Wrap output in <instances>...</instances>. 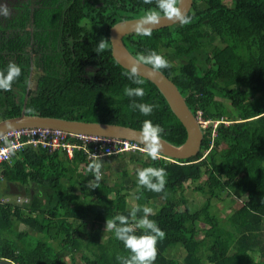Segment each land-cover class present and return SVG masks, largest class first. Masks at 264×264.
<instances>
[{"label":"trees","instance_id":"obj_1","mask_svg":"<svg viewBox=\"0 0 264 264\" xmlns=\"http://www.w3.org/2000/svg\"><path fill=\"white\" fill-rule=\"evenodd\" d=\"M0 4L11 11L0 17V71L10 62L21 68L11 91L0 90V122L26 115L141 131L143 121L151 120L164 129L162 140L175 147L186 143L187 131L158 87L142 77L143 85L133 84L112 55V27L141 19L156 8L155 0ZM188 15V25L152 31L150 37L134 33L124 45L134 58L151 51L162 55L172 67L160 72L190 111L230 124L220 123L214 138L209 127L197 156L188 160L152 161L140 153V169L166 170L161 193L138 188L137 170H124L112 182L106 176L93 188L91 160L82 150L69 159L63 151L27 147L0 164L5 192L14 197L0 201L1 258L14 264H80L79 255L83 264H119L117 256L130 253L114 232L104 238L103 231L107 219L129 216L133 191L136 206L152 208L149 219L165 232L154 264H264V0H232L230 7L224 0H193ZM104 39L108 49L98 55L93 49ZM126 86L143 87L146 95L129 98ZM132 99L159 107L144 116L130 107ZM126 154L101 158L103 166L108 169L111 158ZM11 185L26 192V203L17 204L21 195L9 194ZM187 185L204 197L202 204L187 198ZM234 198L243 205L221 220L214 201L232 204ZM21 225L40 237L19 231ZM178 248L186 254L182 261L169 255Z\"/></svg>","mask_w":264,"mask_h":264},{"label":"clouds","instance_id":"obj_2","mask_svg":"<svg viewBox=\"0 0 264 264\" xmlns=\"http://www.w3.org/2000/svg\"><path fill=\"white\" fill-rule=\"evenodd\" d=\"M144 4H151L153 0H143ZM181 0H155L156 8L149 9L143 17L136 21L134 32L138 36L150 37L153 29L160 24L162 19H167L173 23H179L181 26L192 22V17L181 10ZM11 11L6 4H0V17L8 18ZM107 39L101 40L93 49L98 55L108 49ZM140 66H150L151 71L160 72L162 69L172 67L170 62L155 51L147 55L139 54L134 58V63L124 74L127 79L135 85H143L144 79L141 78ZM21 68L10 62L6 71H0V90L11 91L13 83L20 77ZM124 94L129 98H143L146 95L143 87H125ZM130 107L138 110L142 115L149 116L159 107L156 104L137 103L132 99ZM30 111V110H29ZM230 123V122H229ZM164 129L160 125H154L151 120H144L142 129L139 133V139L144 145L143 152L145 158L152 161L160 159L163 144L161 134ZM103 163L100 156L92 154L91 163L87 166V171L92 173L94 182L89 181L93 188H97L102 179ZM137 186L151 192H164L166 185L167 172L164 168L146 167L136 172ZM166 198V193H165ZM139 199V197H137ZM143 212V216L137 218V213ZM153 209L147 206H136L130 210L129 216L117 215L113 219L106 220L105 230L114 232L115 238L121 241L129 256H117L119 264H154L157 255V243L165 238V232L162 231L154 220L149 216L153 215ZM143 230L142 235H137L136 230Z\"/></svg>","mask_w":264,"mask_h":264},{"label":"water","instance_id":"obj_3","mask_svg":"<svg viewBox=\"0 0 264 264\" xmlns=\"http://www.w3.org/2000/svg\"><path fill=\"white\" fill-rule=\"evenodd\" d=\"M193 0H181L179 7L187 15L191 11ZM135 20L123 21L112 27L110 31V41L112 44V55L114 59L126 70L130 69L134 63V57L126 49L123 39L134 34ZM179 23H173L167 19H162L153 31L172 27ZM141 77L155 84L167 99L173 112L185 127L188 138L182 147H175L161 139L163 149L161 156L168 159L188 160L197 156L203 140V132L199 126L196 115H194L186 104L185 99L179 92L177 86L162 72H153L149 66H140ZM42 127L58 129L73 134H82L86 136L118 138L132 141L139 145L142 142L139 139V130L112 124L84 123L77 121H66L55 118H46L41 116H26L12 118L0 122V135L16 129ZM10 194L26 196V192L20 190L16 185H11ZM0 264H14L8 259L0 260Z\"/></svg>","mask_w":264,"mask_h":264},{"label":"built area","instance_id":"obj_4","mask_svg":"<svg viewBox=\"0 0 264 264\" xmlns=\"http://www.w3.org/2000/svg\"><path fill=\"white\" fill-rule=\"evenodd\" d=\"M196 118L203 134L212 126L213 138L217 135L216 129L220 123L223 122L225 125L230 124L227 121L206 119L202 111L197 112ZM89 145L93 146V150ZM27 147H41L47 149L49 153L63 151L69 158H73L75 150H82L88 155L90 160H92V154L100 156L101 158L130 152L145 154L143 152L144 146L124 139L86 136L58 129L33 127L16 129L0 135V164L10 162L14 155L20 154ZM3 181L4 179L0 175V184ZM26 201L28 200L25 197H16L18 205H22ZM9 202V200H1L2 204ZM0 260L4 259L0 257Z\"/></svg>","mask_w":264,"mask_h":264},{"label":"rangeland","instance_id":"obj_5","mask_svg":"<svg viewBox=\"0 0 264 264\" xmlns=\"http://www.w3.org/2000/svg\"><path fill=\"white\" fill-rule=\"evenodd\" d=\"M224 3L226 5H228L229 7L232 5V0H224ZM31 89L34 88V83H31ZM228 105H230L229 103H227ZM230 107V106H229ZM232 108L230 107V110ZM233 112V110H231ZM235 114H237L235 112ZM228 126V125H227ZM217 132V131H216ZM131 153V152H130ZM127 156H122V157H115V158H111L109 160V165H108V169H106V166L104 165L101 169L103 175H102V179H104L106 176L108 177V179L112 182V180H117L118 178V174L125 171H128L129 173H133L135 170H139L141 168V163L138 162L139 160V156H141V154L139 153H132V155L126 154ZM103 163V162H102ZM206 179L202 180V183L205 182ZM189 185V184H188ZM185 188V194L187 196L188 199H190L191 202L195 203L196 205H200L204 202V197L197 192L193 191V185H190ZM6 186L5 183H1L0 184V201L1 200H9L12 201L13 200V196L8 195L6 192ZM133 191H131L128 195V204L132 207L136 206V200L135 197L132 193ZM10 194V193H9ZM232 200V204L229 203H224V202H219V201H214V211L219 215V217L221 218V220L225 219L226 216L228 214H230L233 209H239L242 205H243V200L242 199H231ZM232 205V206H231ZM153 212H155L153 210ZM201 226H203L204 228H206L203 224H201ZM19 231H24L27 230L31 235H34L36 237H40L39 235H36L35 232H32L30 230H28L27 228H25L24 225H21L18 227ZM111 231H107L104 229L103 231V235L104 238L109 237ZM169 255L173 258H176L179 261H182L185 257V251L178 248L175 249L173 251H171L169 253ZM78 260L80 264H83L80 261V256L78 255Z\"/></svg>","mask_w":264,"mask_h":264},{"label":"crops","instance_id":"obj_6","mask_svg":"<svg viewBox=\"0 0 264 264\" xmlns=\"http://www.w3.org/2000/svg\"><path fill=\"white\" fill-rule=\"evenodd\" d=\"M128 154V153H127ZM129 155H132V153H129ZM68 156V155H67ZM125 156H127V155H125ZM69 159H72V158H69Z\"/></svg>","mask_w":264,"mask_h":264}]
</instances>
